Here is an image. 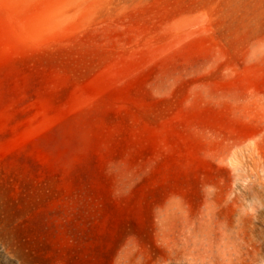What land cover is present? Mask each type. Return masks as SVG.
<instances>
[{
  "label": "rangeland",
  "instance_id": "obj_1",
  "mask_svg": "<svg viewBox=\"0 0 264 264\" xmlns=\"http://www.w3.org/2000/svg\"><path fill=\"white\" fill-rule=\"evenodd\" d=\"M0 264H264V0H0Z\"/></svg>",
  "mask_w": 264,
  "mask_h": 264
}]
</instances>
